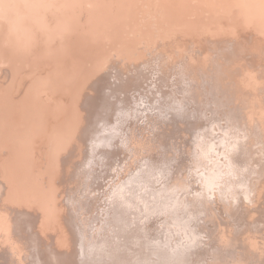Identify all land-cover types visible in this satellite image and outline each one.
Returning a JSON list of instances; mask_svg holds the SVG:
<instances>
[{"label": "rangeland", "instance_id": "rangeland-1", "mask_svg": "<svg viewBox=\"0 0 264 264\" xmlns=\"http://www.w3.org/2000/svg\"><path fill=\"white\" fill-rule=\"evenodd\" d=\"M115 2L0 0V264H264V0Z\"/></svg>", "mask_w": 264, "mask_h": 264}, {"label": "bare ground", "instance_id": "bare-ground-1", "mask_svg": "<svg viewBox=\"0 0 264 264\" xmlns=\"http://www.w3.org/2000/svg\"><path fill=\"white\" fill-rule=\"evenodd\" d=\"M151 1L153 0H144L143 3L146 2V4L144 5L142 11L145 10V7ZM40 2L43 3V6H40V8L37 11ZM112 2L113 0H29V5L32 7L33 12L36 13L37 11L38 16L41 17L43 22L42 25L45 26L44 29H41L42 31L66 32L69 30L67 24H71L73 21L86 22L87 26L84 27V29L89 28L88 31L90 30L104 31L102 30V28L105 26V24L111 23V16L107 14L106 11L110 10L109 6L117 7L119 5L117 4L118 2L117 3L115 2V0L113 3ZM119 3L130 4L131 0H119ZM146 10H150V7H146ZM29 12H31L30 9ZM110 28L111 27H109L108 29L110 30ZM107 38L108 37L103 38L101 40L105 41V39ZM97 55L98 54H89L87 56V59L96 58ZM10 83L14 87L25 89L26 78L20 75L19 73H15L13 77V81ZM46 209L47 208L39 210V208H37L35 210V216H34L36 221H38V223L40 224L39 226L43 231L42 241L38 246L41 254L40 261L44 264H58L59 256L56 254H59V252L61 253L64 250L65 254L67 256H70L71 249L68 247L62 250H60V248L54 249L55 245L52 243L51 238L48 237L50 235L46 236L47 232L45 231V228H49V229L51 228L50 226L54 224V219L44 214V211ZM61 221L63 227L67 230V232H70L69 227L66 226L65 218H62V214H61ZM3 240L4 239L1 237L0 245H2ZM62 248H64V246ZM88 255L89 253H87V256ZM83 258H84L83 264H88V261H85L86 258L85 257ZM91 259L92 258L90 257V261ZM59 264L62 263L59 262Z\"/></svg>", "mask_w": 264, "mask_h": 264}]
</instances>
